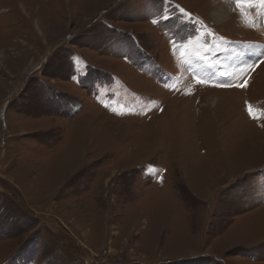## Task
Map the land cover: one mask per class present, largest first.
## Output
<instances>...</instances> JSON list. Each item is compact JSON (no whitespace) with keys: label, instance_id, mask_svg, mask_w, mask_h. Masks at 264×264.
<instances>
[{"label":"rangeland","instance_id":"374dc122","mask_svg":"<svg viewBox=\"0 0 264 264\" xmlns=\"http://www.w3.org/2000/svg\"><path fill=\"white\" fill-rule=\"evenodd\" d=\"M0 264H264V3L0 0Z\"/></svg>","mask_w":264,"mask_h":264},{"label":"bare ground","instance_id":"6f19581e","mask_svg":"<svg viewBox=\"0 0 264 264\" xmlns=\"http://www.w3.org/2000/svg\"><path fill=\"white\" fill-rule=\"evenodd\" d=\"M228 6H229V5H227V7H228ZM214 7H217V6H215V5H214ZM229 9H230V7H229V8H225V7H223V8H222V7H218V8H217V10H218V11H217V14H218V16H220V17H221V16H223L224 14L226 15V13H225L224 11H226V10H227V12H229V11H230Z\"/></svg>","mask_w":264,"mask_h":264},{"label":"snow or ice","instance_id":"6c2138e0","mask_svg":"<svg viewBox=\"0 0 264 264\" xmlns=\"http://www.w3.org/2000/svg\"><path fill=\"white\" fill-rule=\"evenodd\" d=\"M262 3H264V0H261Z\"/></svg>","mask_w":264,"mask_h":264}]
</instances>
